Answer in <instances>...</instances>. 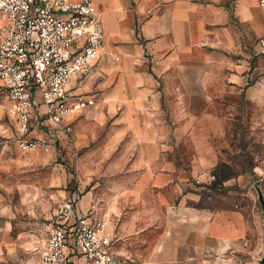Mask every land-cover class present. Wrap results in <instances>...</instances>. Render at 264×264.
<instances>
[{
  "label": "crops",
  "instance_id": "0c3cea01",
  "mask_svg": "<svg viewBox=\"0 0 264 264\" xmlns=\"http://www.w3.org/2000/svg\"><path fill=\"white\" fill-rule=\"evenodd\" d=\"M261 1L95 0L104 45L67 86L88 103L53 146L21 149L0 103V264L17 245L40 256L43 220L76 187L125 264H203L227 249L189 201L236 106L264 121Z\"/></svg>",
  "mask_w": 264,
  "mask_h": 264
},
{
  "label": "built area",
  "instance_id": "2783aa9c",
  "mask_svg": "<svg viewBox=\"0 0 264 264\" xmlns=\"http://www.w3.org/2000/svg\"><path fill=\"white\" fill-rule=\"evenodd\" d=\"M104 37L95 0H0V88L21 149L53 146L66 116L88 103L67 86L88 71ZM80 195L72 189L52 211L39 264H125L109 249L104 219L80 208Z\"/></svg>",
  "mask_w": 264,
  "mask_h": 264
},
{
  "label": "rangeland",
  "instance_id": "374dc122",
  "mask_svg": "<svg viewBox=\"0 0 264 264\" xmlns=\"http://www.w3.org/2000/svg\"><path fill=\"white\" fill-rule=\"evenodd\" d=\"M0 103L7 104L1 88ZM236 108L238 112L233 111L231 120L226 121L223 137H217V160L209 169L214 179L209 184L193 181L198 190L189 206L200 212L204 221L201 227L208 226L228 245L221 254L203 257L208 259L203 264H259L264 254L263 216L258 200V190L264 198V121H257V110L250 104ZM48 219L43 220L35 241L40 247L46 239ZM16 247L5 264H39L40 248Z\"/></svg>",
  "mask_w": 264,
  "mask_h": 264
},
{
  "label": "water",
  "instance_id": "95a60500",
  "mask_svg": "<svg viewBox=\"0 0 264 264\" xmlns=\"http://www.w3.org/2000/svg\"><path fill=\"white\" fill-rule=\"evenodd\" d=\"M258 200L261 205L262 216H263V233H264V198L260 190H258ZM259 264H264V254L262 258L259 260Z\"/></svg>",
  "mask_w": 264,
  "mask_h": 264
}]
</instances>
